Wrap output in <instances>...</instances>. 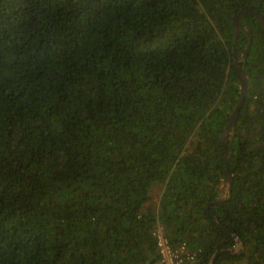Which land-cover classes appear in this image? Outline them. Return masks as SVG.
Segmentation results:
<instances>
[{
  "label": "trees",
  "instance_id": "1",
  "mask_svg": "<svg viewBox=\"0 0 264 264\" xmlns=\"http://www.w3.org/2000/svg\"><path fill=\"white\" fill-rule=\"evenodd\" d=\"M240 10L264 0H0V264H152L157 224L196 264H264V28L239 15L243 60Z\"/></svg>",
  "mask_w": 264,
  "mask_h": 264
},
{
  "label": "water",
  "instance_id": "2",
  "mask_svg": "<svg viewBox=\"0 0 264 264\" xmlns=\"http://www.w3.org/2000/svg\"><path fill=\"white\" fill-rule=\"evenodd\" d=\"M241 14H248V15L253 16L261 24V26L263 28H264V18L259 13L255 12V11H248V10H240L238 13L233 15V20L235 23V29H234V36H233L232 43L233 44L235 43V40H236L238 33H239V30H243L244 32H246V34L248 36V43L246 45L245 52L242 56V59L245 60L247 52L251 46L252 37H251V34L249 33L248 27L246 25H244L243 23H241L239 18H238L239 15H241ZM238 63H239V59L235 56L234 65H235V68H236L238 75H239L240 94H239L237 102L233 108V111H232L231 117L228 121V124L226 125V127L224 128V130L220 136L221 147H222L221 153H222V157L224 159L225 168H224V175H223L222 181L220 183V187H222V192H221L220 196L214 200V202L230 198L231 192H232L231 191L232 190V174H231L230 166H229V158H230L229 156L230 155L226 151L225 140H226L227 135L230 132H233V130H234L235 122H236V119L238 116L239 109L242 106L245 94L247 92V77L245 76L244 67L242 66V69H240ZM231 139H232V137H231ZM222 196L223 197L226 196V198L225 197L222 198ZM210 217L213 218L214 220H216V217L213 216L212 214H210ZM234 237L236 239V244H239L240 242H239L238 237L236 235H234ZM224 250H229V248L224 249ZM221 251L222 250L215 251V253L213 254V256L211 258V264H213L214 258Z\"/></svg>",
  "mask_w": 264,
  "mask_h": 264
},
{
  "label": "built area",
  "instance_id": "3",
  "mask_svg": "<svg viewBox=\"0 0 264 264\" xmlns=\"http://www.w3.org/2000/svg\"><path fill=\"white\" fill-rule=\"evenodd\" d=\"M153 235L157 258L152 264H196L199 250L190 249L185 242L173 246L161 224H157Z\"/></svg>",
  "mask_w": 264,
  "mask_h": 264
},
{
  "label": "rangeland",
  "instance_id": "4",
  "mask_svg": "<svg viewBox=\"0 0 264 264\" xmlns=\"http://www.w3.org/2000/svg\"><path fill=\"white\" fill-rule=\"evenodd\" d=\"M160 182H156V184H159ZM153 190H155V192H153ZM162 192V189L158 186H154L153 189H152V202L153 204H157L158 202V198H159V195L160 193Z\"/></svg>",
  "mask_w": 264,
  "mask_h": 264
},
{
  "label": "crops",
  "instance_id": "5",
  "mask_svg": "<svg viewBox=\"0 0 264 264\" xmlns=\"http://www.w3.org/2000/svg\"><path fill=\"white\" fill-rule=\"evenodd\" d=\"M153 192H155V190H153ZM152 194H151V199L149 200V204H152L153 202H152Z\"/></svg>",
  "mask_w": 264,
  "mask_h": 264
}]
</instances>
